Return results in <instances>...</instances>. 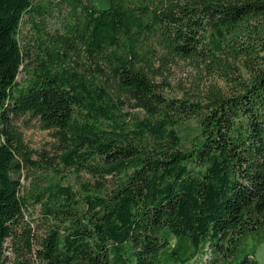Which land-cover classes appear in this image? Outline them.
<instances>
[{"label":"trees","instance_id":"trees-1","mask_svg":"<svg viewBox=\"0 0 264 264\" xmlns=\"http://www.w3.org/2000/svg\"><path fill=\"white\" fill-rule=\"evenodd\" d=\"M48 2L69 14L63 33L43 38L41 0H0V264L29 202L48 225L47 264H259L255 250L238 255L264 237V0ZM30 22L38 32L24 42ZM178 60L235 91L163 94L156 79ZM25 115L59 142V166L98 183L76 189L56 168L23 190L32 151L15 119ZM23 237L27 247L30 228Z\"/></svg>","mask_w":264,"mask_h":264},{"label":"rangeland","instance_id":"rangeland-1","mask_svg":"<svg viewBox=\"0 0 264 264\" xmlns=\"http://www.w3.org/2000/svg\"><path fill=\"white\" fill-rule=\"evenodd\" d=\"M46 5L43 9H47L49 12L43 14L35 13L33 18L36 20L37 25L40 27L43 33L42 37H48V34L63 33L65 31L64 24L69 14L68 8L60 4H50L48 0H41ZM49 5V6H48ZM35 24V23H34ZM32 22L23 27L24 38L23 41L27 42L28 39L36 37L38 32L37 27H33ZM40 40V39H39ZM33 42V41H32ZM28 56L27 62H30V66H33V59L35 54ZM17 80L23 82L26 78V71L21 68ZM239 71L242 74V78H248L245 69ZM236 72L235 74H238ZM164 77H157L156 81L160 83V92L168 96L182 97L185 94H193L195 96L205 95L208 93L210 87L215 84L227 93L235 91L234 83L226 81L225 76L222 73L212 71L210 69L197 66L190 60H178L171 63L168 66V70L165 71ZM234 74V76H236ZM134 100H127L125 110L143 118L145 112L141 108L135 107ZM16 125L23 133L25 143L31 149V161L28 162L24 169V175L21 179L23 190H28L34 183H40L44 185L43 181L48 176L53 175L56 172V168L60 171L58 174L65 178V185L72 184L76 189L81 187L82 181H90L98 183L96 178L82 171L77 174L73 169H66L62 165H58L60 162L58 156L62 153L59 147V142L52 136L50 130L42 129L37 119H32L29 115L21 116L15 119ZM194 121H190L179 128L180 132L184 135H190L192 132V125ZM25 222L16 229V236L9 238L5 244L6 246V264H13L15 261L24 262L25 264H47V262L40 256V249L42 248L41 242L48 231V225L45 223L41 206L39 204H33L29 202V205L25 207L24 211ZM25 228L31 229V237L29 245L26 244L23 232ZM25 249V256L19 255V252ZM256 251V258L259 264H264V237L263 234H255L248 237L243 241L240 250L239 258H242L247 253Z\"/></svg>","mask_w":264,"mask_h":264}]
</instances>
